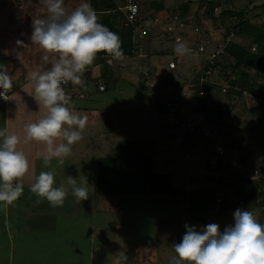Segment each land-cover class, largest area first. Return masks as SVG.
I'll use <instances>...</instances> for the list:
<instances>
[{"label": "rangeland", "instance_id": "rangeland-1", "mask_svg": "<svg viewBox=\"0 0 264 264\" xmlns=\"http://www.w3.org/2000/svg\"><path fill=\"white\" fill-rule=\"evenodd\" d=\"M12 1L13 9L7 8L10 11H7L6 17H9L4 18L14 22V31L18 33L20 32V25L16 22L22 18L21 13L36 11L35 15L34 13H28L30 16L34 15L30 18L33 20L39 18L40 12L47 10L46 0H41L42 4H45L44 6H35L34 9H27L23 0ZM82 1L84 0H64V7L65 5L66 8L69 5L73 6L76 2V5H80ZM89 1L85 0L84 2L90 3ZM141 1L143 2L141 18L138 24L139 27L135 28L136 30L140 28L147 34L143 39H140L138 35L133 37L134 56H124L128 60L127 66L124 67L125 70H120L122 68L120 65L121 60H115L111 56L102 58L100 56L102 53H100L92 66H89L92 71L96 67L98 69L90 72L88 79H83V85L87 87L94 86L96 88L94 90L95 97L106 100L100 106L108 107L110 115H114V117L110 116L115 121L114 127L117 126V115L115 113H120L118 109L125 106L130 109L132 107L130 113L133 116H129V124L123 128V131L116 133L118 141L149 139L150 142L148 143L136 142L150 143L153 149L156 147L157 154H155L157 157L153 161L154 164L152 163V171L154 170L159 176H168L172 193L168 196L158 195L156 198L150 195L141 196L138 206L136 205V208L139 209L137 211L142 225L141 240L149 241L148 231L154 229L155 214L152 215V210L149 207L156 205V212L161 208L165 213H168V246L172 247L175 242H179L177 240L179 237L180 241L182 240L183 236L181 235H184L186 231L185 225L190 223L187 210L190 209V201L193 195L203 193L208 197L211 196L210 193L212 192L217 193V204L211 205L214 210L210 212L206 222H192H196L197 230H201L207 224L216 223L219 225L220 231L223 232L226 227L234 224V212L238 208L231 206L232 209H226L224 216H217L220 209L223 208L220 205L222 202L220 198L223 197V194L225 198V196L234 192L233 188L225 186L228 182L219 184L217 180H224L228 177V174L233 172L244 173L243 166L247 164L251 176L255 178L259 176L260 171L264 172V116L262 115L264 92L261 93L262 101L251 96L248 91L240 96L238 94L243 88L238 86L237 89H232L229 85L233 81L237 82L242 79L240 81L241 85H244V87L253 86L254 89H257L264 85V79L255 77L254 72L249 71L246 67L236 71L233 58L222 56L223 53L219 55V58L217 57L220 63L219 68L214 71L209 81L203 84V89L208 96V106L206 108V118L205 114H201L200 118L206 122V125H202L200 130L192 136H189L181 126L187 116L201 113V107L198 106L199 99H197L200 97L197 89L200 88L201 72L203 73L201 69L214 50L218 48L223 52L224 47L230 46L233 42L248 47L252 44L246 36H234L230 41L226 40L227 28L234 25L235 18L232 16L224 17L222 15L223 8L228 7L229 9L234 8L244 11L246 20L260 26L264 23V0H221L227 6L221 8V14H219L220 17H217V21L210 20L205 14L207 8L213 5V0ZM2 2L4 1L2 0ZM115 2L123 13L125 0H115ZM69 9L73 10L72 8ZM113 15L118 17L117 21L121 28L127 26L126 21L122 20V16L118 11L114 12ZM26 16L27 14L23 15V18ZM101 16L98 15L99 18ZM31 35L32 32L29 30L28 42L30 41V43L27 58L35 61L37 57L41 58L46 53L39 46L32 44ZM21 41L24 42V38L17 34L11 46L6 44L2 47V50L7 49L6 51L12 54V60L7 66L10 72H16L14 70L19 69L15 57H18L19 60L23 59L21 52L24 51V43L21 47ZM187 41L189 45H186V48L189 46L203 47V53L198 54L199 52H195L191 55H179L175 51L177 44L187 43ZM0 44H5V41L0 40ZM253 46L252 51L254 52L258 46ZM173 56L181 57L176 58V68L172 70L169 63L172 61ZM111 58L115 68L107 64V61H110ZM103 61L106 63L104 64ZM105 65L110 70H106ZM0 66L5 68L3 64H0ZM243 71L249 73V80L243 79L241 75ZM8 74L10 75V73ZM98 74L102 78H99ZM98 84L107 86V91L100 93L97 89ZM225 87L227 92H223ZM135 99L138 101L137 104L132 102ZM138 99L143 100L140 102ZM126 100H130L132 104L124 103ZM170 100L175 101V107L166 109V103ZM114 109L118 111H114ZM138 111H143L142 115ZM146 120L149 125L145 129L140 125L138 136L137 125L140 121ZM211 128L212 131L213 128L218 131L219 137H204L202 131L207 132ZM124 131H127V134ZM100 132L104 133V131ZM227 133H230V136ZM227 144H230L233 148L229 149ZM219 146L226 150L225 158L217 157L216 150ZM118 150L120 149L115 148L114 153L112 152L111 155L112 158L118 154ZM146 157H148L147 154ZM122 161L120 158V166L123 167ZM134 172L137 173V170ZM140 174H143V172H140ZM142 176L144 177V175ZM133 179L136 180V178ZM226 180L230 183L229 178ZM240 184L245 185L244 183ZM248 187L246 186V189ZM262 188H264V185H262ZM231 199H234V197L231 196ZM254 216L260 223L264 224V207L260 208ZM129 218L131 221V216L127 217V219ZM94 220L97 223L99 222L98 215L94 217ZM119 237V239L123 238L121 234Z\"/></svg>", "mask_w": 264, "mask_h": 264}, {"label": "crops", "instance_id": "crops-1", "mask_svg": "<svg viewBox=\"0 0 264 264\" xmlns=\"http://www.w3.org/2000/svg\"><path fill=\"white\" fill-rule=\"evenodd\" d=\"M3 1L0 0V40L5 41V44H0V64H3L5 68L0 66L2 68L0 70L10 73L13 93L8 103L0 106V130L7 129L8 134H15L20 138L18 150L23 151L27 157L29 171L19 181L23 186L22 196L11 205L0 202V264H117V254L121 252L127 257V260L121 261V264H170L172 257L176 255L173 245L180 242V237L177 239L179 242H175L172 247L168 246V213L161 208L156 212V205L149 207L152 215L155 213L154 229L148 231L149 241H142L141 219L137 211L139 209L136 208L141 196L150 195L156 198L158 195L168 196V194L101 196L96 193L100 160L111 159L112 152L114 153L115 148H118L119 143L150 142L149 139H129L128 141L116 139V133L123 131V128L129 124V116H133L130 113L132 107L131 109L126 106L121 107L119 111L114 109L120 112L115 113L117 126L114 127L115 121L110 118L114 115H110L108 107L100 106L106 100L95 97L94 86L86 87L85 93L79 85L75 88L77 92L71 99V104L76 112L88 117V122L82 132V139L71 146L72 154L65 158L64 164L60 165L56 158H52L51 166L45 167L46 146L36 141L26 142V126L42 119L47 113L42 103L35 99L29 74L38 69L47 70L55 57L49 56L48 62L43 59L45 55L41 58L37 57L35 61L27 58L30 43L28 42L29 30L32 32L30 18L34 17L36 11L21 13L22 18L16 22L20 25L18 33L14 31V22L5 20L9 17H6L7 8L13 9V1ZM23 2L27 9L45 5L41 0H23ZM76 3L73 6L69 5L68 8L65 5V8L71 12L69 8L74 10L79 6ZM28 13H34V15L30 16ZM25 14L27 16L23 18ZM47 14V10H44L40 12L39 18H44ZM13 33L15 36L20 34L21 38H24V42L21 41V47L24 43V51L21 52L23 61L15 57L19 65V69L14 70L16 72H10L7 68L12 60V54L8 53L7 49L2 50L6 44L12 45L15 37ZM120 62L122 66L120 70L124 71L128 60L124 57ZM98 75L101 77L100 74ZM80 92L84 93V97H78L77 94ZM142 100L139 101L142 102ZM130 102V100L124 101L131 105ZM132 102L138 103L137 99ZM142 112L138 111L140 115ZM125 114H127L126 117H124ZM147 122L146 120L138 123V136L140 125L145 129L149 125ZM124 132L127 134V131ZM155 149L156 147L153 151ZM41 171H54L56 187L67 186L68 176L76 179L81 177V181L83 176L86 177L88 183L93 186L89 189L88 200L77 202L69 193L62 207H51L46 199L31 192V186ZM153 174H156L154 170ZM174 211L175 208L173 214ZM187 211L191 217L187 225L198 227L196 224L198 221L194 222L195 224L192 222L195 220H192L190 209ZM96 215L99 217L98 223L94 220ZM128 216H131V221L130 218L127 219ZM120 234L123 237L121 239H119Z\"/></svg>", "mask_w": 264, "mask_h": 264}, {"label": "clouds", "instance_id": "clouds-1", "mask_svg": "<svg viewBox=\"0 0 264 264\" xmlns=\"http://www.w3.org/2000/svg\"><path fill=\"white\" fill-rule=\"evenodd\" d=\"M47 16L32 20L31 42L46 55L55 57L47 70H35L29 74L35 99L47 110L37 122L26 126V142L36 141L46 146L44 166L50 167L52 158L63 165L72 154V145L82 139L88 117L75 111L71 97L64 87L69 82L83 86L82 76L97 55L104 53L115 60L124 59L120 37L99 22V17L88 2L81 3L69 12L64 0H46ZM175 51L185 55L189 49L177 44ZM13 87L12 77L0 70V96ZM60 141V143H57ZM20 138L0 130V202L11 205L23 194L19 182L29 171V161L18 150ZM55 185L54 171H41L31 186V192L46 199L50 206L62 207L69 193L77 202L88 200L93 188L83 176L67 177V186ZM182 240L174 244L175 256L170 264H264V224L251 211L237 209L234 224L223 232L216 223L201 230L185 225ZM117 264L126 261L124 253L117 254Z\"/></svg>", "mask_w": 264, "mask_h": 264}, {"label": "trees", "instance_id": "trees-1", "mask_svg": "<svg viewBox=\"0 0 264 264\" xmlns=\"http://www.w3.org/2000/svg\"><path fill=\"white\" fill-rule=\"evenodd\" d=\"M90 4L93 9H95L97 15H102L100 17L101 19L99 18V22L120 37L124 56H134L135 48L133 37L135 36V27H139V23L121 28L119 22L117 21L118 17L114 16L113 13L118 11L122 16V20H126L125 13H122V11L119 10L120 7L117 5L115 0H90ZM217 6H219V4H213L211 7L207 8V11H205L206 16L213 17L214 10ZM222 15L226 18L230 16L235 18L234 25L227 28L225 36H229V34H234L235 37L246 36L247 39L249 38L252 42L249 47L233 42L230 46L224 48V53L222 56L234 59V68L236 71H238L242 67H246L249 71L254 72V74L256 75L255 77L264 79V23L260 26L254 25L249 20L245 19L246 15L244 11L234 8H223ZM181 44L185 46L189 45L188 41L187 43L182 42ZM253 45L258 46L257 50H255L254 52L252 51L254 47ZM100 56H102L103 58L108 55L102 53ZM103 62L104 64L106 63L105 61ZM219 65L220 63L217 62L214 69L217 70L219 68ZM104 68L106 70L109 69V67H107L106 65L104 66ZM90 72H92V69H89L88 66L82 76V80L88 79L90 77ZM241 75L245 80L250 79L249 73H245V71H243ZM99 78L102 77L99 76ZM241 80L237 82L233 81L232 83H230V88L237 89L238 86H241L244 90L242 89V91H240L238 95L242 96L245 91H248L251 96L260 100L263 99L261 93L264 92V85H261V87H258L257 89H254L253 86L244 87V85H241L240 83ZM78 86L79 85L73 84L70 86V90H73V93L69 95L71 99L74 98L75 92H77V89L75 88H77ZM86 87L87 86L85 85L81 86L82 91H84L85 93ZM98 87L99 84L97 85V89ZM10 91L12 95L13 87ZM197 91L200 92V88L199 90L197 89ZM197 99H199L198 106L201 107V113L205 114L206 118V108L208 104L206 102L204 103L201 97H198ZM169 102L173 105L175 104V101L170 100ZM262 115L264 116V109L262 111ZM205 123L206 122H204V124ZM207 123L213 124L211 122ZM197 131L187 134L189 136H192L196 134ZM217 132L218 131L213 128V134L207 136L205 132L202 131L205 138L216 136L219 137ZM227 135L230 136V133H227ZM227 147L229 149L233 148L230 144H227ZM117 149L120 150H118V154L115 155V157L111 159L100 160L98 181L96 185V193L98 195L102 196L108 194L172 193L171 183H168V180H170L168 176H159L153 174L152 163L156 157V154L153 151L152 145L150 143L147 144L140 142H123L119 143ZM146 154L148 155V157H146ZM120 158L123 160V167L120 166ZM241 160L243 161V158ZM248 167V164L243 166L244 173L233 172L228 174L227 178L230 179V183L228 180H226L227 178H224V180H217L219 184H221L222 182H228L225 186L234 189L233 194L225 196V198L224 194L223 197L220 196V199L222 200L220 205H222L223 208L221 207L222 209H220L217 216H224L226 209H232L231 206H233L234 208L237 207L238 209L251 211L253 214L257 213L260 208L264 207V188L261 189L262 185H264V172L260 171L259 176L255 178L251 176ZM135 170H137V173L134 172ZM140 172H143V174H140ZM142 175H144V177ZM133 178H136V180H134ZM142 178H144L145 180H143ZM240 183H244L245 185L242 186ZM246 186H249L248 189H246ZM220 192L222 191L220 190ZM210 194L211 196L209 195L208 197L203 193H197L192 196L190 201V211L193 220L204 223L206 222L210 212L214 210L211 205L217 204V193L212 192ZM231 196L234 197V199H231Z\"/></svg>", "mask_w": 264, "mask_h": 264}, {"label": "built area", "instance_id": "built-area-1", "mask_svg": "<svg viewBox=\"0 0 264 264\" xmlns=\"http://www.w3.org/2000/svg\"><path fill=\"white\" fill-rule=\"evenodd\" d=\"M213 4H219V6H217L214 10V16L213 17H208L210 18V20H218L217 17H220L219 14L221 8H223L224 6H227L226 3L222 2L221 0H213ZM123 12L125 13V21H126V25H135L137 23H139L140 18H141V12H142V2L141 0H125V6L123 8ZM147 33L145 31H143L140 28H137V30H135V36L138 35V37L141 39L144 38V36ZM234 37V34H230L229 36H226V40L230 41L232 38ZM180 42V41H179ZM188 47V46H187ZM225 48V47H224ZM187 49H189V53L187 52L186 54H190L191 53H195V52H199L198 54H202L204 51L203 47H191L189 46ZM201 52V53H200ZM222 53H224V51L222 52L220 49H215L214 52L211 54V56L209 57V59L203 64L201 71H203V73L201 72V83H200V92L199 95L200 97L203 99V102L208 104V96L205 92V90L203 89V84L206 83L207 81H209V79L213 76L214 74V67L216 65V63L218 62V56L221 55ZM181 56H173L172 61L169 63V67L170 69H175L176 68V62L177 59H179ZM218 57V58H217ZM177 58V59H176ZM110 66H114L113 60L111 58V60L107 61ZM13 84V81H12ZM71 82H69L66 85H62V87H64L65 92L67 95H70L71 93H73V90H70V86H71ZM99 92L100 93H105L107 91L106 86L103 84H100L99 87ZM11 90V89H10ZM7 91L5 93L6 99H4L2 96H0V106L5 105L6 103H8V101L11 98V91ZM3 89H0V92H3ZM223 92H227L226 87L223 88ZM79 98L84 97V93L80 92L77 94ZM175 106V104L173 105L170 102L166 103V109H172ZM204 115L203 113L200 114H191L189 116H187L186 120L183 121V123H181V126L183 129H185L186 133H193L197 130H199V128L204 124V120H201L200 116ZM205 116V115H204ZM205 134L207 136H210L212 133V128L210 129V131H205ZM216 154L217 157L220 158H225L226 150L223 147H217L216 150ZM257 174V173H256Z\"/></svg>", "mask_w": 264, "mask_h": 264}]
</instances>
